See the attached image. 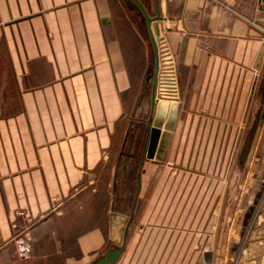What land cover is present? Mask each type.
I'll list each match as a JSON object with an SVG mask.
<instances>
[{
  "label": "crops",
  "instance_id": "0c3cea01",
  "mask_svg": "<svg viewBox=\"0 0 264 264\" xmlns=\"http://www.w3.org/2000/svg\"><path fill=\"white\" fill-rule=\"evenodd\" d=\"M140 2L176 66L177 92L156 84L176 101L161 160L146 157L155 57L134 1L0 0V264H93L116 247L108 211L129 217L114 264H264V188L232 215L229 169L231 141L264 128V1ZM106 164L110 203L82 202Z\"/></svg>",
  "mask_w": 264,
  "mask_h": 264
},
{
  "label": "rangeland",
  "instance_id": "374dc122",
  "mask_svg": "<svg viewBox=\"0 0 264 264\" xmlns=\"http://www.w3.org/2000/svg\"><path fill=\"white\" fill-rule=\"evenodd\" d=\"M135 10V8L133 9ZM134 23L137 27L141 28L140 26V18L142 16L141 13L135 12L133 15ZM178 84V82H177ZM231 141V160L229 164V169L231 172V182H230V191H231V200L230 202L233 204H237L236 208L240 210H231L232 215L236 212L237 216L242 213L243 205L249 200V196L247 193H251L256 191L260 186L264 188V128L262 130L261 139L259 141ZM111 164V163H110ZM112 167L109 164H106L102 167L98 173V179H96V188L97 192L95 194H86L82 198V202L86 203H95L98 205L104 204L103 207L110 203V193L109 191V181L111 177ZM127 186V182H125ZM90 190V189H89ZM99 191V192H98ZM247 191V193L245 192ZM253 195V193H251ZM122 201L124 202V206H127L128 199L127 194L122 195ZM127 207H125L126 209ZM127 210V209H126ZM107 210H103L104 216H107ZM90 213L95 216L99 214V210L95 211L90 210ZM89 212L87 213L88 221H93L89 218ZM110 212L115 211H108ZM73 223H71V230L79 227L77 225V220L73 219ZM90 219V220H89ZM98 221V220H97ZM96 222V221H95ZM73 224V225H72ZM105 226V225H104ZM88 227V226H87ZM66 228V227H65ZM109 229V226L106 227ZM16 256V255H15ZM19 259V258H18Z\"/></svg>",
  "mask_w": 264,
  "mask_h": 264
},
{
  "label": "water",
  "instance_id": "95a60500",
  "mask_svg": "<svg viewBox=\"0 0 264 264\" xmlns=\"http://www.w3.org/2000/svg\"><path fill=\"white\" fill-rule=\"evenodd\" d=\"M139 7L140 11L144 15L146 19V26L150 35V40L153 47L154 57H155V68H154V76H153V93H152V109H155L154 117H150L147 121L150 124L149 134H148V146L146 150V157L152 158L154 157L156 160H161L162 154L165 150L167 140L170 136V130L173 126V121L175 117V108L176 101L170 98H160L156 99V84H157V44L156 38L159 34L158 25H154V31H152L150 23L152 20L159 21L160 15L157 14L156 17L150 18L143 4L140 0H132ZM264 1V0H263ZM156 5L158 6V0H156ZM170 108V116L168 117L165 123L162 122V117L166 111V108ZM162 129V130H161ZM156 150V153L154 154ZM264 160V156H263ZM109 236L113 243L116 245L114 249L107 250L103 253V255L96 260L93 264H114L122 250V246L125 241V234L127 230V225L129 222V217L127 215L110 212L109 215Z\"/></svg>",
  "mask_w": 264,
  "mask_h": 264
},
{
  "label": "built area",
  "instance_id": "2783aa9c",
  "mask_svg": "<svg viewBox=\"0 0 264 264\" xmlns=\"http://www.w3.org/2000/svg\"><path fill=\"white\" fill-rule=\"evenodd\" d=\"M157 44V79L170 91L177 92L176 66L167 40L161 30L156 38ZM14 253L19 259H27L31 255L29 235L23 232L14 239Z\"/></svg>",
  "mask_w": 264,
  "mask_h": 264
}]
</instances>
